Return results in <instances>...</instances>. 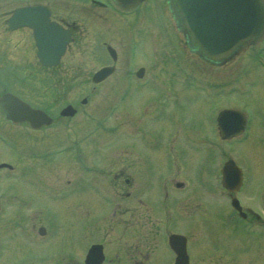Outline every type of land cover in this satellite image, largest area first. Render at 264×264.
Returning a JSON list of instances; mask_svg holds the SVG:
<instances>
[{
  "label": "rangeland",
  "instance_id": "1",
  "mask_svg": "<svg viewBox=\"0 0 264 264\" xmlns=\"http://www.w3.org/2000/svg\"><path fill=\"white\" fill-rule=\"evenodd\" d=\"M33 1H51V4L56 5L62 0H0V92L8 87L32 102H37L42 94L53 93L52 87L58 90L61 87L60 93L67 100L86 95L90 102H87L83 110L93 115V111H97L101 121L99 125L104 127L99 130L100 142L108 144L117 143L125 139L126 132L130 133L128 131L132 125L131 122L123 120L125 115H140L144 110H163L168 115V131L162 133L164 128L161 119H158L152 123L157 125L154 133L157 134L156 140L160 144L162 136L170 137L169 146L172 147L169 154V173L171 178L184 182L183 192L186 191L185 202L182 201V204L186 205L187 215L182 216V219L181 215L173 217L174 225L171 228L173 231L186 229L195 254L210 253L211 250L207 247L211 242L212 232L216 230L220 243L226 244L230 239L228 242L232 244L229 245L235 248L233 256L240 261L239 264H264V256L256 257L258 251L264 252V241L260 232L263 229L259 230L256 226L247 229L242 227L243 221L232 217L230 204L222 189L219 187L217 192L213 190V185L208 188L203 185V181L206 185L212 183L211 180L214 181L211 167V148L216 142L211 128L213 110L227 105L240 107L246 104L252 116L251 135L245 133L240 140L247 135L252 138H249V144L243 143L244 140L236 143L238 146L231 147V151L230 144L220 140L218 164L221 167L223 161L231 155L234 161L247 168L249 186L240 193L243 206L251 205L258 198L259 189L264 187V84L260 83L263 67L255 59L256 47H261L260 43L246 47L227 63L215 66L190 52L182 33L176 29L165 0H146L135 14H124L123 17L116 14L118 11L101 7L90 0H68L73 9L83 10L84 16L87 12H92V17L95 14L105 15H100L101 20L95 19V27H99L100 33H106L107 42L116 50L117 59L112 62L105 49L99 54L91 46L84 48L79 44H72L62 57V67L48 70L42 68L35 56L36 48L31 30L22 27L11 31L5 24V19L14 6ZM131 18H139L138 24ZM86 41L87 37L82 42ZM90 44H93L92 39ZM261 55H264V51ZM105 63H114L115 72L104 84H99L102 85L100 89H90L93 86L91 74ZM140 65L145 69L142 77L152 78L151 83L158 86H152L155 91L141 89L134 92L130 88L124 94L122 90L125 79L135 77L134 72ZM56 78L58 81L54 86ZM151 93L156 96L147 99ZM158 97H161V102L153 104L151 100ZM60 103L59 106L65 102ZM108 110L113 112L108 115ZM83 121L82 128L94 125L87 120ZM180 123L185 127H193L185 132L178 131ZM69 125L78 126V123L71 121ZM27 128L25 124L11 125L0 112V162L12 165L11 169L0 168V204L4 205L3 200L8 196V204L19 207L21 201H24L23 195L31 200L33 207L42 206V212L38 216L46 227V234L40 237L36 231L35 236L42 239L40 245H36L29 238L30 232L26 236L21 231L15 233L11 239L0 241L5 245L0 253V264H68L65 254L68 252L70 203L66 183L71 178V169L75 167L69 166L71 163L77 164L73 154L68 155V151L64 152L63 149L69 135L52 134V129L42 134ZM79 128L80 126L75 128L69 137L83 136L81 132L85 129ZM93 135L95 134L92 133L91 136ZM184 138L188 141L186 146L179 147V140H185ZM195 143L198 144L197 147L194 146ZM109 148L107 154L110 156L109 153L116 150ZM161 148L155 151V155L166 157L167 151ZM60 149H63L62 153L56 152ZM145 194L150 195L151 190ZM34 211H29L31 213L28 214V219L34 217ZM12 212L14 209L10 212L12 217L18 216ZM76 215L82 216L81 213ZM8 221L16 222L13 219ZM33 222L29 221V224ZM9 233L8 224L0 220V239ZM231 238L237 240L234 242ZM19 242H24L23 252L18 247ZM244 242L249 244L247 248L242 246ZM162 243L163 237L156 236L155 253L158 258L166 260ZM208 262L209 259L194 261L193 264ZM153 264L167 262L154 261Z\"/></svg>",
  "mask_w": 264,
  "mask_h": 264
},
{
  "label": "flooded vegetation",
  "instance_id": "2",
  "mask_svg": "<svg viewBox=\"0 0 264 264\" xmlns=\"http://www.w3.org/2000/svg\"><path fill=\"white\" fill-rule=\"evenodd\" d=\"M40 3L46 4L49 7L51 20L56 21L63 29L69 31L70 41L66 46L65 53L72 44H79L80 47L84 48H89L91 46L94 51L99 52V54L104 52V47H106L108 40L106 39V33H100L98 30L99 27H95V23H97L95 19L101 20L105 15L100 14L101 17L95 14V16L92 17V12H87L84 16L83 10L76 11L68 0H62L60 4L58 3L56 5L51 4V1H40ZM108 6L110 7L109 4H106L103 7L107 8ZM139 7L140 6H137L129 10H121L120 8L117 10L116 7L114 9L118 11L116 14L123 17L124 14L125 16L135 14ZM131 19H134L136 22L138 20V18L137 20L136 18ZM85 37L88 38V41L82 42ZM91 39L93 41L92 45L90 44ZM62 57L58 65H42V68L48 70L59 69L62 67ZM107 64L108 63H105L101 66ZM260 75V83L264 84V67ZM107 78L97 84H93L90 89H100L102 85L99 84H104ZM57 81V78L54 79V86ZM125 81L127 83L123 86V93H127L130 88H132L134 92H138L141 89L155 91V88H152V86H158L156 83L152 84L151 82L153 79L149 77H132L127 78ZM51 89L53 93L40 95L37 102L25 99L23 95L19 93L16 94L31 104L32 107L42 109L46 115L50 117V124L43 125L38 129H33L27 122H22L25 124L26 128L29 126L28 128L42 134L52 129V134H65L69 136L78 126H80L79 129H85L81 132V134H84L83 136L79 135L76 138L67 136L68 141H66V145H63L65 148L64 151H68V155L70 153L71 155L73 154L72 156H74V160L77 162V164L71 163L69 166L70 168L72 165H75V167L71 169V178L67 179L66 183L68 185L67 191L70 203L68 207L69 220L67 227L68 252L65 254L68 264H86V254L93 244L99 245L103 254L102 260L98 264H153L154 261H165L169 264L168 262H173L174 258V253L166 243L167 237L171 232L182 233L186 236V250L189 256V264H193L194 261L200 262L208 259L209 262L207 264H239L240 261L238 259L236 260L233 256L235 248L229 245L232 244L228 242L230 239L227 240L226 244L225 242L220 243L218 240V231L214 230L212 232V239L207 247L209 251L211 250L210 253L195 254L191 247L192 244L190 243L189 234H187L186 229L182 226L184 231H173V228H171L174 225L172 221L173 217L181 215L180 217L182 219V216L186 217L187 215L186 205L182 204V201L185 202L186 191L183 192L185 189L184 182L176 181L174 177L171 178L169 173L171 162L169 154L172 147L171 145L169 146L170 137L163 138L162 136V144H160L156 140L157 134L154 133L157 129V125H152V123L158 119L162 121L161 124L164 128L162 133L164 134L168 131V115L163 110H144L140 115L135 113L134 116L131 114L125 115L123 120L128 123L131 122L132 125L130 131L131 141H119L114 144H108L103 141L100 142L101 132L99 130L104 129V127H100L99 125L101 121L99 115H97V111H93V115L91 112L88 113L83 110L87 102H90L86 95L79 99L71 97V99L67 100L60 93L61 87L59 90L53 87ZM155 96V93H153L147 96V99H152ZM83 98H85L84 101L82 100ZM63 101L65 103L59 106L61 104L60 102ZM151 102L153 104H158L161 102V97H158L154 101L151 100ZM67 104L75 109L74 114L71 116L60 114V109ZM245 105L246 104L241 105V109L245 114L244 130L238 136H233L228 139L220 138L218 133V121L216 119L219 110L213 111L211 117L212 136L216 138V142L211 148V157H213L211 167L214 172L212 179H214V181L211 180L212 183L210 182L207 185L204 184L203 181V185H205L206 188L213 185V190L217 192L220 187L224 196L227 197L230 195L240 196V193L243 190H247L249 186L247 168L235 161L242 171L241 183L239 187L232 185V189L235 187L234 189L236 190H233L231 193L228 192L220 185L221 167H219L220 165L218 164V142L220 140L224 142L227 141V143L230 144L229 147L231 151V147L238 146L236 143L244 140L243 143L249 144V138L250 140L252 138V136L249 137L251 135L252 116L249 107ZM83 120H87V122L93 123L94 125L87 126L88 128H82L81 122H85ZM71 121H73V123L76 122V124L78 123V126H70L69 124ZM192 127L193 125L185 127L180 123L178 131L185 132ZM176 132L177 130L175 129L174 133ZM92 133L95 135L91 136ZM245 133L250 135L240 140ZM160 134L158 136L159 139ZM42 137L43 136H41V138ZM184 139L185 140H179V147L186 146L188 141L187 138ZM194 146L197 147L198 144L195 143ZM108 147H110L109 149L116 150L114 153H109L110 156L107 154ZM160 148L167 151L166 157L155 155V151ZM229 156L230 157L226 159L232 158L231 155ZM148 190H151V194L147 196L145 192ZM263 191L264 187L259 189L258 198L255 197L256 199L251 205L247 204L242 207L245 211L244 216L233 207L230 208V212L233 214L232 217L235 216L243 221L242 227L245 229L253 226H256L259 230L263 229V231L260 230V232L262 240L264 241ZM169 193H172V195L169 196ZM22 197L24 201H21V205H18L19 207L16 205L12 207L8 204L9 200L7 199L3 201L4 205L0 204V220H4L5 224H8L9 232L12 236L18 231H21L26 236L29 235L28 232H30L29 236L32 238H29L34 241L36 245H40L42 239L37 237V235L35 236V234L36 231L38 233V228L42 226V222L39 220L41 218L38 216V214L42 212V206L38 205L37 207H33L30 199L23 195ZM12 209H14L12 214L17 213L18 216L12 217L10 215ZM31 209L35 210L34 217L28 219V214L31 213L29 212ZM77 213H81L82 216H77ZM8 219H13L16 222L10 223ZM29 221L34 222L29 224ZM233 228L231 230H233ZM158 235L163 237L162 244L164 247L163 251H165L164 253L167 255L166 260L158 258V255L155 253L157 249L154 246V241L155 237ZM39 236L42 237L41 235ZM231 239L234 242L237 240L236 238ZM0 241L5 240L0 239ZM22 243L24 242H19L18 244L21 252H23ZM262 245H264V243ZM4 246V243H0V253H2V248ZM242 246L247 248L249 244L244 242ZM263 256L264 252H262V250L258 251L256 257L262 258ZM61 257H64V255H61Z\"/></svg>",
  "mask_w": 264,
  "mask_h": 264
},
{
  "label": "water",
  "instance_id": "3",
  "mask_svg": "<svg viewBox=\"0 0 264 264\" xmlns=\"http://www.w3.org/2000/svg\"><path fill=\"white\" fill-rule=\"evenodd\" d=\"M142 0H116V2L128 8ZM169 8L176 21L177 28L183 31L188 47L196 51L205 59L222 63L233 53L243 50L247 45L260 40L264 36V0H167ZM9 29L28 26L32 29L33 38L37 48L36 56L44 65H56L64 53L69 42L68 31L49 19L46 6L32 4L16 7L6 20ZM110 55L116 58L115 51L108 46ZM114 70V66H103L92 75V81L98 82L108 76ZM142 74V69L137 72ZM0 110L5 119L12 123L28 121L33 128L48 124L50 118L40 109L32 108L11 92H4L0 96ZM234 112H221L220 123H223L225 115ZM62 114L72 115L74 109L67 105L61 110ZM227 122L222 125L226 134H234L239 131L234 129L226 132ZM0 166L10 165L1 163ZM222 183L231 188L238 184L240 177L236 166L227 161L222 170ZM237 205V200H234ZM238 207V206H237ZM44 233V228L39 229ZM169 244L176 257L174 264H188V256L185 248V237L180 234H170ZM100 248L92 246L86 256L87 264H97L102 256Z\"/></svg>",
  "mask_w": 264,
  "mask_h": 264
}]
</instances>
